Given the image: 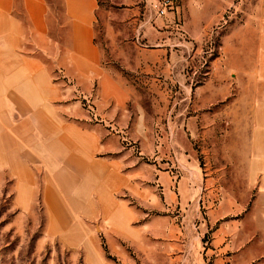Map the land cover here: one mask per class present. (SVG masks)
<instances>
[{"label": "rangeland", "instance_id": "obj_1", "mask_svg": "<svg viewBox=\"0 0 264 264\" xmlns=\"http://www.w3.org/2000/svg\"><path fill=\"white\" fill-rule=\"evenodd\" d=\"M144 1H97L100 83L49 68L25 93L0 86V264H195L190 243L214 230L201 224L252 221L258 0H177L174 24L140 28ZM163 173L195 202L167 207Z\"/></svg>", "mask_w": 264, "mask_h": 264}, {"label": "crops", "instance_id": "obj_2", "mask_svg": "<svg viewBox=\"0 0 264 264\" xmlns=\"http://www.w3.org/2000/svg\"><path fill=\"white\" fill-rule=\"evenodd\" d=\"M98 0H0V86H15V92L25 93L28 85L46 84L48 69L65 70L71 78L84 77L88 83L103 76L102 53L95 40V10ZM150 0L141 2L145 17L140 28L151 25L154 19L149 9ZM184 4L226 7L232 0H183ZM169 12L160 20L162 25L175 22L176 11ZM158 18V17H156ZM255 36L262 47L254 66L253 84L264 85V0H258L255 15ZM179 25H177L178 27ZM158 49L156 53H160ZM48 62H51L49 65ZM68 76V77H69ZM69 77V78H70ZM251 100V126L247 148L251 151L247 164L249 170L261 182L256 195L260 198L250 209L252 221L239 220L205 221L200 229L206 231L214 225L209 242L190 243L188 260L203 264L205 258L212 264H264V93ZM3 100L21 97H1ZM167 207H184L195 202L199 192L188 184V179L178 182L177 192L171 189L172 179L168 173L159 176ZM139 195L140 192H134ZM149 193V192H146ZM207 193V192H206ZM205 193V195H206ZM210 192H208L207 196ZM202 196V195H201ZM156 202V198H155ZM226 207H229V203ZM224 209V206L221 207ZM232 211L238 203L230 205ZM203 233V232H202ZM190 250V251H191ZM96 264H108L98 255ZM172 260V259H171ZM174 262L178 260L173 259ZM185 259L182 264H185ZM90 264H94L91 262ZM187 264V263H186Z\"/></svg>", "mask_w": 264, "mask_h": 264}, {"label": "built area", "instance_id": "obj_3", "mask_svg": "<svg viewBox=\"0 0 264 264\" xmlns=\"http://www.w3.org/2000/svg\"><path fill=\"white\" fill-rule=\"evenodd\" d=\"M176 2L177 0H152L149 2V9L154 14V18H163L175 10Z\"/></svg>", "mask_w": 264, "mask_h": 264}]
</instances>
